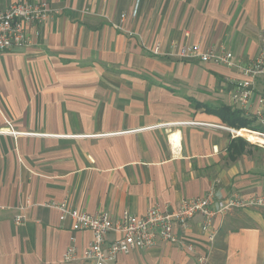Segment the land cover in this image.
Masks as SVG:
<instances>
[{
    "label": "crops",
    "instance_id": "0c3cea01",
    "mask_svg": "<svg viewBox=\"0 0 264 264\" xmlns=\"http://www.w3.org/2000/svg\"><path fill=\"white\" fill-rule=\"evenodd\" d=\"M45 1L53 14L31 45L0 51V129L8 120L21 132L0 133V264H84L64 252L78 255L90 232L51 201L117 219L263 189L264 146L217 115L237 108L240 74L177 51L223 47L247 64L264 45V0H139L136 16V0ZM211 231L195 215L115 264H264V208L216 216Z\"/></svg>",
    "mask_w": 264,
    "mask_h": 264
},
{
    "label": "built area",
    "instance_id": "2783aa9c",
    "mask_svg": "<svg viewBox=\"0 0 264 264\" xmlns=\"http://www.w3.org/2000/svg\"><path fill=\"white\" fill-rule=\"evenodd\" d=\"M138 4L139 0H136L132 9L133 16L137 14ZM52 14L53 9L45 0H17L0 6V51L30 46L32 38L39 34L38 27L47 23ZM152 51L159 53V45L156 44ZM177 56L180 59L195 58L235 68L240 77L233 79L231 105L254 116L256 122L264 128V45L245 65L236 60L234 52L230 49L215 46L201 49L198 43L182 45L177 51ZM5 123L6 127L0 129V133L14 138L21 134L8 120H5ZM227 129L233 136H242L251 143L264 146V130L244 127ZM246 132L253 133L256 140L250 139ZM47 205L59 211L60 220L69 217L73 229H87L91 234L89 245L81 249L78 255L74 245L66 248L64 252L66 261L115 264L119 254L147 249L155 245L158 239L166 241L172 239V229L175 226L185 228L195 215L201 216L202 229L208 232L209 238L212 239L214 232L211 231V221L214 217L237 209L264 208V187L259 193L249 196L231 193L217 199L211 194L202 197H183L174 210H161L153 205L142 216L125 214L117 219H113L107 210L89 214L70 207L66 201H51ZM19 209H23V206H19ZM23 220L24 215L19 213L14 216L13 221L20 224ZM108 234H115L116 237L109 240ZM206 259V256L199 257L201 262Z\"/></svg>",
    "mask_w": 264,
    "mask_h": 264
},
{
    "label": "trees",
    "instance_id": "16d2710c",
    "mask_svg": "<svg viewBox=\"0 0 264 264\" xmlns=\"http://www.w3.org/2000/svg\"><path fill=\"white\" fill-rule=\"evenodd\" d=\"M217 115L227 125L235 128L250 127L254 130H264V128L256 122L254 116H246L242 110L232 109L229 106H221L217 111Z\"/></svg>",
    "mask_w": 264,
    "mask_h": 264
},
{
    "label": "rangeland",
    "instance_id": "374dc122",
    "mask_svg": "<svg viewBox=\"0 0 264 264\" xmlns=\"http://www.w3.org/2000/svg\"><path fill=\"white\" fill-rule=\"evenodd\" d=\"M244 128H247V129H252V128H250V127H244ZM230 132V131H229ZM231 133V132H230ZM247 133V132H246ZM245 136H246V134H244ZM242 137V136H241ZM243 138V137H242ZM252 144H254V143H252Z\"/></svg>",
    "mask_w": 264,
    "mask_h": 264
}]
</instances>
